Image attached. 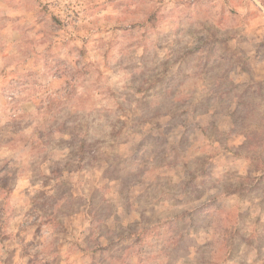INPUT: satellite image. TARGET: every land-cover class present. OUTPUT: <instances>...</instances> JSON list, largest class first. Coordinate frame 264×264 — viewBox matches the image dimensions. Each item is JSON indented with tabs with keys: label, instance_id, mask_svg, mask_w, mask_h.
<instances>
[{
	"label": "rangeland",
	"instance_id": "1",
	"mask_svg": "<svg viewBox=\"0 0 264 264\" xmlns=\"http://www.w3.org/2000/svg\"><path fill=\"white\" fill-rule=\"evenodd\" d=\"M0 264H264V0H0Z\"/></svg>",
	"mask_w": 264,
	"mask_h": 264
}]
</instances>
